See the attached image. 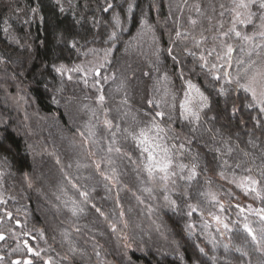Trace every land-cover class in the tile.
<instances>
[{
    "label": "trees",
    "instance_id": "obj_1",
    "mask_svg": "<svg viewBox=\"0 0 264 264\" xmlns=\"http://www.w3.org/2000/svg\"><path fill=\"white\" fill-rule=\"evenodd\" d=\"M193 1L0 0V264H264V222L249 211L264 200L231 183L251 175L264 192V114L223 78L237 60L264 61V46L248 56L220 35L231 0ZM251 11L253 25L238 26L248 35L260 30L259 0ZM221 41L234 46L230 67L216 59ZM213 64L224 65L219 81ZM187 81L208 97L199 121L181 115ZM156 112L177 173L167 189L128 134ZM181 163L197 165L195 179Z\"/></svg>",
    "mask_w": 264,
    "mask_h": 264
},
{
    "label": "snow or ice",
    "instance_id": "obj_2",
    "mask_svg": "<svg viewBox=\"0 0 264 264\" xmlns=\"http://www.w3.org/2000/svg\"><path fill=\"white\" fill-rule=\"evenodd\" d=\"M231 3L233 5V7L230 9V11L233 13L231 27L226 32H221L220 35L226 39L236 38L248 44L250 47L248 49L247 55L251 56L255 49L264 46V12H262L259 17L261 23L258 27L260 30L254 31L252 35H248L247 33H244L239 30L238 26L247 27L249 25H253V17L256 14L251 11V8L257 4V0H231ZM110 7L111 5H109V8ZM221 7H223V5H221ZM259 7L260 9H264V0H259ZM33 11H35V9ZM105 11H107V9H105ZM221 15H223V13H221ZM117 23H119L118 18ZM191 23L195 25L196 21L192 20ZM179 35L180 33H177V36ZM113 36H115V33H113ZM256 37L260 38L261 43H254ZM221 47L225 49V51L222 55L217 54L216 59L223 60L225 64L230 67L232 62V53L235 50L234 46L231 43H225L224 41H221ZM240 50L243 52L244 48L241 47ZM168 51L169 54H171V49H169ZM215 51L216 49L213 48L208 53V55H212V53ZM257 55H259V53H257ZM200 59L204 61L203 66H207L208 62L206 57L202 55ZM236 63L238 65H243V68L240 72L237 73L234 78L232 77L230 72L223 71V78L225 79V82L228 84L235 83L237 86V90H242L248 95V97L250 98V102L247 103V108L256 109L259 113L264 114V61L258 64L257 60L250 59L246 63L243 59H241L237 60ZM223 67L224 65L222 64L220 66V69H217V66L215 64L212 65L213 69H217L216 73L213 76L214 80L219 81L222 78L220 70L223 69ZM55 70L57 72H63L68 69H66L64 65H60ZM68 71H82V69L77 66L76 68L70 69ZM98 74L99 72L97 71V75ZM145 75H147V73H145ZM69 79H71L70 76ZM186 83L188 90L185 92V99L180 103L181 115L186 120L191 118L194 121H199L200 111L208 107V97H206L196 85L192 84L191 81H187ZM225 91L226 90L224 87H221L219 89V92L221 94H225ZM193 92H195L196 94L195 97L192 96ZM196 97L199 98V110L193 107V101L194 99H196ZM98 99L101 103H103L105 98L103 95H100ZM148 103L151 104L152 101L149 100ZM232 111L233 114H235L238 109L233 108ZM164 116V112H156L155 116L152 118L150 126L139 128L138 131L129 132L128 134L129 136H131V139L135 142L136 146L141 150V154L145 157L144 170L147 172L149 179L155 180L158 178L159 181L165 187V189H167L169 181L172 177L176 176L177 173L173 171L174 159L172 156V151L165 143H163V137L161 136V133L164 132V129L160 127V124L156 120V117L163 118ZM253 119L256 118L254 117ZM104 123L107 127H112V122L110 120L106 119ZM256 123L257 125H259L260 121L256 120ZM125 131L128 130L126 129ZM173 147H175V145H173ZM180 147L183 148L184 146L180 145ZM109 151H112L111 147H109ZM116 151L119 152L120 149L117 148ZM217 151H219V149H217ZM231 151L232 149L229 148L228 152ZM224 164L227 165V161H224ZM175 166L178 167L181 171H183L184 169H188L189 175L187 177H181L182 179H187L188 181H191L195 179V177L198 175L196 164H192L191 168H189L188 165L183 163ZM96 167L97 169H99L100 165L97 164ZM236 167L239 168L240 164H237ZM245 171L250 173L252 170L248 168L245 169ZM219 175L222 178H226L224 177L223 171H221ZM261 176L264 177V172L261 173ZM172 183H174V181H172ZM231 183L235 184L237 188L241 189V191L245 195L255 193L257 198L264 200V192H262L258 188V185H260L261 183L259 179H256L251 175H246L239 178V180L233 179ZM146 191H150V189H146ZM82 195L86 196V193H82ZM206 195L210 196L212 201L218 202V198L214 193H207ZM164 199L166 201H170L171 204L175 205V201L170 200L169 196L165 195ZM236 207L240 208V205H236ZM223 209V204H220V210L223 211ZM97 211H99V209H97ZM193 211H195V208H193ZM240 211L244 212V209L240 208ZM249 211H254L256 215L260 216L261 221L264 222V209L253 210L249 206ZM73 214H75V210H73ZM189 215H191V212L189 213ZM213 218L218 223H223L220 216H214ZM223 226L225 229H228V224L224 223ZM243 227L244 230L251 236L252 241L257 245H260L261 240L257 239L253 228H251L247 223H245ZM257 250L264 251V248L258 247ZM200 251L203 252L204 250L200 249ZM237 251H240V249H237ZM37 255H39V253H37ZM244 255H247V253H244Z\"/></svg>",
    "mask_w": 264,
    "mask_h": 264
},
{
    "label": "rangeland",
    "instance_id": "obj_3",
    "mask_svg": "<svg viewBox=\"0 0 264 264\" xmlns=\"http://www.w3.org/2000/svg\"><path fill=\"white\" fill-rule=\"evenodd\" d=\"M206 1H208V0H195V1H193L192 3H191V6H194L195 4H197L199 7L204 3V2H206ZM96 65V63H94L93 64V66H95ZM87 66L88 67H90L89 65H88V63H87ZM84 71V70H83ZM85 72V71H84ZM84 152H86L85 150H83V148H82V153H84Z\"/></svg>",
    "mask_w": 264,
    "mask_h": 264
}]
</instances>
